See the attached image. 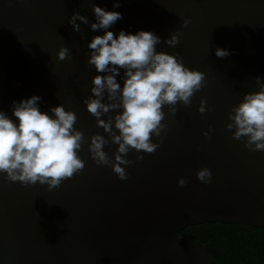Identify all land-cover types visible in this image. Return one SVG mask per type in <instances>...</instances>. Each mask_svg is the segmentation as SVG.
Here are the masks:
<instances>
[{
	"label": "water",
	"instance_id": "1",
	"mask_svg": "<svg viewBox=\"0 0 264 264\" xmlns=\"http://www.w3.org/2000/svg\"><path fill=\"white\" fill-rule=\"evenodd\" d=\"M93 2L122 14L109 29L114 34L153 32L161 40L157 51L178 54L186 67L205 73L206 83L190 107L178 104L174 116L164 108L163 142L153 154L130 151L129 159H144L119 179L88 150L97 133L109 139L110 157L118 147L84 103L98 74L87 63V45L104 30L78 20L76 32L68 23L74 12L95 22L91 4L0 0V111L15 120L13 101L38 95L42 112L53 115L59 104L73 111L86 138L78 153L85 168L58 188L0 173V264H215L206 244L179 232L208 222L264 228V151L249 150L226 128L243 95L259 90L255 79L264 81V0H119L117 8L114 0ZM174 31L179 43L171 47L166 39ZM61 46L70 59L57 58ZM217 48L230 54L217 57ZM123 75L120 69L121 87ZM201 98L210 109L203 114ZM201 167L210 169L211 183L197 179Z\"/></svg>",
	"mask_w": 264,
	"mask_h": 264
},
{
	"label": "clouds",
	"instance_id": "2",
	"mask_svg": "<svg viewBox=\"0 0 264 264\" xmlns=\"http://www.w3.org/2000/svg\"><path fill=\"white\" fill-rule=\"evenodd\" d=\"M91 4L95 22L80 12H74L69 18L76 32L80 25L90 24L91 30H104L103 35H95L88 43L90 49L87 63L95 67L97 75L92 77L91 96L84 99L87 111L96 118L97 126L108 134L111 144L118 145L112 157L104 150L109 139L97 133L90 137L88 150L97 165L110 166L119 179H127L126 166L142 161L143 155H136L135 161L128 158L130 151L153 154L167 134L164 108L169 115H175L177 105L190 107L192 97L206 83L205 73L190 69L178 54L157 51L160 37L151 31L140 30L127 33L120 30L114 34L109 29L120 19L118 11H109ZM113 7H119L114 0ZM190 22L185 19L182 26ZM168 46L179 43V33L172 32L166 39ZM217 57L223 58L230 53L217 48ZM60 61L70 59L68 47L61 46L57 52ZM120 69L124 70L123 86L118 82ZM258 91L246 92L240 103L229 113L230 122L226 128L232 131V138L244 140V146L251 151H264V81L255 79ZM105 97L107 102H105ZM41 97L32 95L19 102L13 101V120L0 111V173L6 174L11 182L34 185L46 184L51 190L83 171L85 162L79 156L86 142L82 131L75 128L76 114L66 110L62 104L51 109L53 115L42 112L38 106ZM206 98H201L198 111H209ZM117 109L122 111L108 115ZM107 115V119L102 116ZM209 131L204 132L207 139ZM153 137L159 138L154 142ZM197 179L211 183L212 173L208 167H201ZM186 178H180L178 184L184 186Z\"/></svg>",
	"mask_w": 264,
	"mask_h": 264
},
{
	"label": "trees",
	"instance_id": "3",
	"mask_svg": "<svg viewBox=\"0 0 264 264\" xmlns=\"http://www.w3.org/2000/svg\"><path fill=\"white\" fill-rule=\"evenodd\" d=\"M208 246L215 264H264V228L208 222L179 232Z\"/></svg>",
	"mask_w": 264,
	"mask_h": 264
}]
</instances>
